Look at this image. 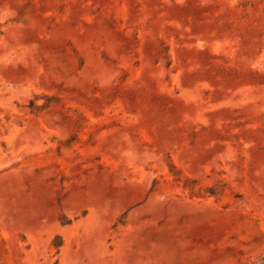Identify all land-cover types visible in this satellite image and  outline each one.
Segmentation results:
<instances>
[{"label": "rangeland", "instance_id": "374dc122", "mask_svg": "<svg viewBox=\"0 0 264 264\" xmlns=\"http://www.w3.org/2000/svg\"><path fill=\"white\" fill-rule=\"evenodd\" d=\"M0 264H264V0H0Z\"/></svg>", "mask_w": 264, "mask_h": 264}]
</instances>
